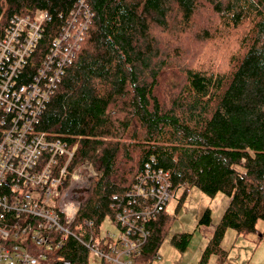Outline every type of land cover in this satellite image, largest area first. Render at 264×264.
Listing matches in <instances>:
<instances>
[{"label":"trees","instance_id":"trees-1","mask_svg":"<svg viewBox=\"0 0 264 264\" xmlns=\"http://www.w3.org/2000/svg\"><path fill=\"white\" fill-rule=\"evenodd\" d=\"M93 18L65 67L37 129L76 145L69 170L92 177L61 248L45 264L95 263L87 246L106 218L139 196L129 190L147 166L167 173L179 205L190 187L230 197L198 264H226L229 228L247 235L264 220V0H87ZM79 0H0V35L14 15L47 10L43 36L19 82L33 78ZM70 178V177H69ZM172 215L145 222L136 260H154ZM211 222L208 209L201 224ZM191 233L171 241L186 249Z\"/></svg>","mask_w":264,"mask_h":264},{"label":"built area","instance_id":"built-area-1","mask_svg":"<svg viewBox=\"0 0 264 264\" xmlns=\"http://www.w3.org/2000/svg\"><path fill=\"white\" fill-rule=\"evenodd\" d=\"M92 18L87 0H79L28 82L18 83L19 75L43 36L48 11L14 15L0 35V264H45L73 233L71 224L96 175L89 162L70 171L77 146L36 126ZM128 195L140 197L132 200L137 208L125 205L113 218L115 232L104 229L87 241L95 263L142 264L136 258L149 235L145 222L173 197L167 173L150 166Z\"/></svg>","mask_w":264,"mask_h":264},{"label":"rangeland","instance_id":"rangeland-1","mask_svg":"<svg viewBox=\"0 0 264 264\" xmlns=\"http://www.w3.org/2000/svg\"><path fill=\"white\" fill-rule=\"evenodd\" d=\"M180 193L181 190L169 200L166 207L173 219L159 249V256L151 264H198L202 251L230 201V197L224 192L211 195L192 186L179 205ZM208 209L211 211V222L201 224L200 219ZM104 229L112 232L117 230L113 219L108 217L104 220L101 232ZM181 233L192 234L184 250L171 241L175 234ZM222 245L229 250L226 264H264V220L258 221L256 232L247 235L229 228ZM208 264H217L216 257L212 256Z\"/></svg>","mask_w":264,"mask_h":264}]
</instances>
